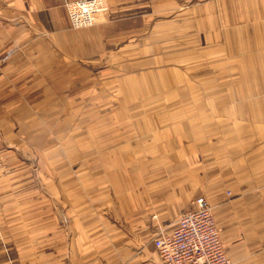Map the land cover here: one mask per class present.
<instances>
[{"label":"crops","instance_id":"0c3cea01","mask_svg":"<svg viewBox=\"0 0 264 264\" xmlns=\"http://www.w3.org/2000/svg\"><path fill=\"white\" fill-rule=\"evenodd\" d=\"M74 1L0 0V146L11 145L16 130L20 147L46 143L36 127L51 125L73 101L68 95L86 89L92 76L141 72L151 63L164 71L181 53L230 52L238 69L214 79L231 83L226 90L159 96L165 106H194L176 110L182 116L170 127L145 120L142 127L154 128L146 130L153 136L146 147L69 155L97 156L98 171L92 165L73 170L56 152L53 174L69 185L62 189L67 227L54 218L48 231L43 223V242L34 227L27 239L19 219H1L0 264H159L152 241L172 234L197 198L211 207L231 264H264V0H104L107 11L83 29L70 25L64 9ZM149 40H160L152 55ZM133 46L140 53L135 59L127 52ZM121 83L124 90L177 84L142 76ZM151 113L147 119L161 112ZM76 121L73 113L64 122L73 141L88 131L81 124L78 132ZM92 171L100 184L115 179L116 194L94 197ZM55 194L57 206L61 194ZM97 200L106 206L95 208Z\"/></svg>","mask_w":264,"mask_h":264},{"label":"rangeland","instance_id":"374dc122","mask_svg":"<svg viewBox=\"0 0 264 264\" xmlns=\"http://www.w3.org/2000/svg\"><path fill=\"white\" fill-rule=\"evenodd\" d=\"M153 28V24L148 26L149 30H153ZM177 40L178 42L181 41L180 51L186 49V39ZM158 41H148L149 49L147 50L150 55H152L151 51H156L155 47ZM175 41L176 39H174ZM143 43L145 41L139 42V47ZM127 52L132 54L133 59L136 55L140 56L136 46H133ZM204 56H207V59ZM235 57V55H230V52L228 57L221 52H203L197 53L196 56H193V53H181L175 55L176 60L166 64V68L169 69L164 71L151 63L148 66L143 65L140 67L148 69L141 72L99 74V76L88 78L85 84L87 88L80 92H71L68 95L73 101L70 100V104H62L63 108L56 114L57 116L54 118L56 120L51 125L45 127L44 123H41L40 127H36L37 133L40 135L45 134L44 141L49 138V142H41L42 144L37 145L38 147L30 145L20 147L21 145L18 144L21 136L20 132L16 130L10 135L9 143L11 145L0 146V220H8L10 224L19 221L22 225L20 227L26 230L27 239L32 238L31 234L33 232L30 231L34 227L37 233L41 232L43 242V223L50 231V228L55 226V218L63 228H66L68 224V220H66L68 205L64 202L66 197L62 189L63 187L68 188L69 185L66 178L61 174V180L53 174V167L56 166L53 157L56 156V152L59 151V156L66 165L67 163L72 165L73 170L86 165H92V169L95 170L97 169L95 166L99 163L97 156L87 155L86 157L80 156L77 158L69 155L74 153V150L83 151L88 148L100 151L101 148L115 150L116 147L124 148L126 145L135 146L137 144L146 147L153 137L152 132L146 133V130L152 129L153 126L151 127L149 123H146L142 127L145 120H151L147 121L151 124L157 123L156 125L161 126L160 128L170 127L182 116L175 111L184 108L181 102L176 101L167 103L165 106L159 102L158 97L228 89L231 83L226 81L217 82L214 79L221 78L220 80H222V77L228 76L227 73L231 69L237 72L238 66ZM141 76L152 83H159L164 78L177 84L166 89L147 87L124 90L121 82L126 78L138 79ZM207 76H210V79H205ZM182 82H185V85H182ZM145 96L149 98L150 103L144 102ZM133 98H135V101ZM185 104L189 105L191 102ZM193 106L191 104L189 109H184L189 111ZM151 112L161 113L153 115V119H147L151 117ZM73 113L77 115L74 127L78 128V132H81V124L84 128L86 125L88 126L86 127L88 131L82 140L79 138L73 141L71 135L66 136L64 134L65 129H68L65 128L64 122ZM104 118H106L105 124L101 122ZM62 136L66 137L61 139ZM125 156H128V154ZM157 171L156 168L155 172ZM98 173L94 171L91 173L96 179L95 190H91L94 197L102 196V194H116V180H112L110 176L108 182L100 184L101 178ZM103 177L102 174V179ZM60 181L61 189L58 187ZM57 190L61 195H58L59 199L55 203L57 206H55L53 205V198ZM102 190L103 192L100 193ZM227 197H230L229 193H227ZM7 205H10L8 210L1 208ZM104 206L106 205L98 204V200L94 202L95 208L102 209ZM17 219L19 220L16 221ZM10 227L12 226L10 225ZM1 228L2 226H0Z\"/></svg>","mask_w":264,"mask_h":264},{"label":"built area","instance_id":"2783aa9c","mask_svg":"<svg viewBox=\"0 0 264 264\" xmlns=\"http://www.w3.org/2000/svg\"><path fill=\"white\" fill-rule=\"evenodd\" d=\"M64 9L74 29L92 27L107 11L104 0L67 2ZM152 246L159 264H231L220 243L211 207L203 198L195 199L192 209L179 216L172 234L155 238Z\"/></svg>","mask_w":264,"mask_h":264}]
</instances>
